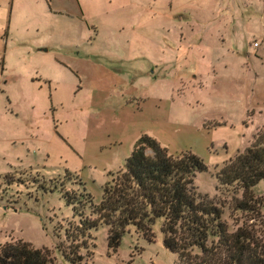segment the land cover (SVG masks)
Listing matches in <instances>:
<instances>
[{"label": "rangeland", "instance_id": "1", "mask_svg": "<svg viewBox=\"0 0 264 264\" xmlns=\"http://www.w3.org/2000/svg\"><path fill=\"white\" fill-rule=\"evenodd\" d=\"M55 4L0 0V243L70 264L63 230L77 218L62 194L84 190L98 204L142 134L200 158L193 185L228 232L260 229L264 182L251 189L249 221L230 205L241 190L215 175L264 126V0H90L101 16L80 20ZM160 227L155 219L151 241L127 227L111 252L99 225L78 263L179 264Z\"/></svg>", "mask_w": 264, "mask_h": 264}, {"label": "trees", "instance_id": "2", "mask_svg": "<svg viewBox=\"0 0 264 264\" xmlns=\"http://www.w3.org/2000/svg\"><path fill=\"white\" fill-rule=\"evenodd\" d=\"M205 170L193 153L169 154L154 138L140 135L123 169L102 186L98 204L84 190L62 194L77 218L63 230L68 242L66 251L61 249L64 259L79 264L78 250L85 248L88 232L99 225L106 228L107 249L115 252L127 227L151 241L150 227L161 219L162 246L175 254L179 264H264V222L257 218L251 192L264 182V126L215 175L218 186L241 190L240 199L230 205L252 214L248 220L257 218L260 229L243 223L228 232L220 207L193 185L195 174ZM0 264H52V258L49 250L17 240L0 243Z\"/></svg>", "mask_w": 264, "mask_h": 264}, {"label": "crops", "instance_id": "3", "mask_svg": "<svg viewBox=\"0 0 264 264\" xmlns=\"http://www.w3.org/2000/svg\"><path fill=\"white\" fill-rule=\"evenodd\" d=\"M89 1L90 0H57V4L54 5V8L57 13L71 15L78 20L82 19L85 13L90 17L101 16L100 14L92 15L90 4H88Z\"/></svg>", "mask_w": 264, "mask_h": 264}, {"label": "built area", "instance_id": "4", "mask_svg": "<svg viewBox=\"0 0 264 264\" xmlns=\"http://www.w3.org/2000/svg\"><path fill=\"white\" fill-rule=\"evenodd\" d=\"M252 46H253V47H256V46H258V45H257V43H253V45H252Z\"/></svg>", "mask_w": 264, "mask_h": 264}]
</instances>
